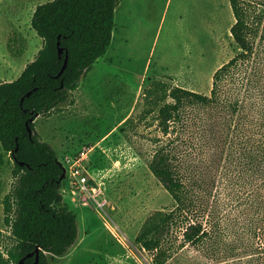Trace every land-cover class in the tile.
I'll return each mask as SVG.
<instances>
[{"label": "trees", "instance_id": "1", "mask_svg": "<svg viewBox=\"0 0 264 264\" xmlns=\"http://www.w3.org/2000/svg\"><path fill=\"white\" fill-rule=\"evenodd\" d=\"M119 2L39 4L31 25L42 48L17 79L0 81V145L14 162L16 179L3 200L6 230L0 231V243L7 257L0 252V264H19L23 258V264H33L37 248V264H51L78 240V215L61 191L65 166L42 139L36 119L65 103L106 55ZM230 3L236 20L231 33L240 52L215 72L211 94L165 84V98L170 100L159 108L158 127L169 136L180 120V163L174 141L164 144L157 138L149 168L174 206L151 214L136 236V244L153 255V264L172 258L178 228L180 248L190 244L210 258L224 257L228 218L220 216L221 186L241 184L243 190L250 189L246 203L264 219V0ZM59 47L64 49L62 57ZM67 53V67L57 77ZM245 193L237 190L239 204Z\"/></svg>", "mask_w": 264, "mask_h": 264}, {"label": "rangeland", "instance_id": "2", "mask_svg": "<svg viewBox=\"0 0 264 264\" xmlns=\"http://www.w3.org/2000/svg\"><path fill=\"white\" fill-rule=\"evenodd\" d=\"M47 1L0 0V81L17 79L42 48L31 21L36 7ZM129 2L126 21L116 13L106 55L65 103L36 119L42 139L66 167L61 191L78 215L77 242L51 264H153V255L136 244V236L151 214L174 206L149 168L159 146L155 140L174 141L180 163V120L169 136L158 127L159 108L170 100L165 84L210 95L215 72L240 52L231 33L236 20L230 0ZM83 149L91 150L86 160L66 162ZM13 168L0 145V231L6 230L3 200L16 184ZM83 177L87 182H81ZM237 190L246 192L243 204ZM249 190L241 184L219 188L220 216L228 218L223 258H210L190 244L180 248L178 228L176 249L166 264H264V219L246 203Z\"/></svg>", "mask_w": 264, "mask_h": 264}, {"label": "water", "instance_id": "3", "mask_svg": "<svg viewBox=\"0 0 264 264\" xmlns=\"http://www.w3.org/2000/svg\"><path fill=\"white\" fill-rule=\"evenodd\" d=\"M58 45L60 46V42L58 43ZM63 52H64V49L62 47H59V56L62 57L63 55ZM68 60H69V54L67 53L66 54V57H65V60H64V64L62 66V69L60 70L59 74L57 75V77H60L63 72L65 71L66 67H67V64H68ZM31 92H29L26 96H30ZM25 97L22 98V104H23V101H24ZM33 121V120H32ZM28 125V130L30 132V134H32V131H31V128L29 127V123L27 124ZM23 164V163H22ZM67 174H66V171L63 173L62 175V180H64L66 178ZM32 254L28 255V256H31ZM39 258H40V248H37L36 250V261L33 263V264H37L39 262ZM25 261V258H23L19 264H23Z\"/></svg>", "mask_w": 264, "mask_h": 264}, {"label": "built area", "instance_id": "4", "mask_svg": "<svg viewBox=\"0 0 264 264\" xmlns=\"http://www.w3.org/2000/svg\"><path fill=\"white\" fill-rule=\"evenodd\" d=\"M90 151H91L90 149H83L80 152H78V154L75 155V157H67L66 158V162L69 163V164L71 162L78 164V163H80V162H82V161H84V160H86L88 158ZM74 167L75 166L72 164L71 171H72L73 174L76 175L77 173H79V170L78 169L74 170L75 169ZM65 169H66V167H65ZM81 182H83V183L87 182V178L83 177L81 179Z\"/></svg>", "mask_w": 264, "mask_h": 264}, {"label": "bare ground", "instance_id": "5", "mask_svg": "<svg viewBox=\"0 0 264 264\" xmlns=\"http://www.w3.org/2000/svg\"><path fill=\"white\" fill-rule=\"evenodd\" d=\"M129 5H130L129 0H126L125 3H122L117 7L116 13L118 16V20L126 21L127 19L126 15L128 14V11H130Z\"/></svg>", "mask_w": 264, "mask_h": 264}, {"label": "crops", "instance_id": "6", "mask_svg": "<svg viewBox=\"0 0 264 264\" xmlns=\"http://www.w3.org/2000/svg\"><path fill=\"white\" fill-rule=\"evenodd\" d=\"M34 58H35V56L33 57V59H34ZM33 59H32V60H33ZM32 60H31V61H32ZM25 67H26V65L24 66V68H25ZM24 68H23V70H24ZM23 70H22V71H23ZM19 76H20V75H19ZM19 76H18V77H19ZM18 77H17V78H18Z\"/></svg>", "mask_w": 264, "mask_h": 264}]
</instances>
